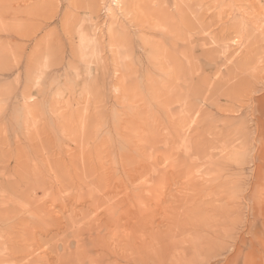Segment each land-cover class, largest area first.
Here are the masks:
<instances>
[{
  "label": "rangeland",
  "instance_id": "obj_1",
  "mask_svg": "<svg viewBox=\"0 0 264 264\" xmlns=\"http://www.w3.org/2000/svg\"><path fill=\"white\" fill-rule=\"evenodd\" d=\"M0 264H264V0H0Z\"/></svg>",
  "mask_w": 264,
  "mask_h": 264
},
{
  "label": "bare ground",
  "instance_id": "obj_2",
  "mask_svg": "<svg viewBox=\"0 0 264 264\" xmlns=\"http://www.w3.org/2000/svg\"><path fill=\"white\" fill-rule=\"evenodd\" d=\"M209 54V53H208ZM175 57V56H174ZM190 60V59H189ZM214 62V61H213ZM241 62V61H240ZM185 64V63H184ZM242 65V64H241ZM175 66V65H174ZM185 66V65H184ZM170 70V69H169ZM100 250V249H99ZM31 255V254H30ZM77 260V259H76ZM129 263V262H128Z\"/></svg>",
  "mask_w": 264,
  "mask_h": 264
}]
</instances>
